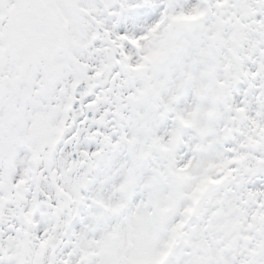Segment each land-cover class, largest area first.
<instances>
[{"label":"snow or ice","instance_id":"6c2138e0","mask_svg":"<svg viewBox=\"0 0 264 264\" xmlns=\"http://www.w3.org/2000/svg\"><path fill=\"white\" fill-rule=\"evenodd\" d=\"M0 264H264V0H0Z\"/></svg>","mask_w":264,"mask_h":264}]
</instances>
